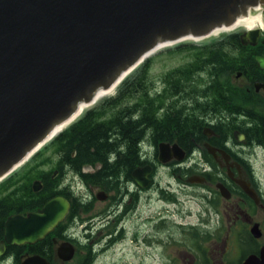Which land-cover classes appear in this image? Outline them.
<instances>
[{
	"label": "water",
	"instance_id": "95a60500",
	"mask_svg": "<svg viewBox=\"0 0 264 264\" xmlns=\"http://www.w3.org/2000/svg\"><path fill=\"white\" fill-rule=\"evenodd\" d=\"M259 5L264 0H0V180L73 118L80 103L118 84L158 45L198 39L236 19L264 20ZM261 32L245 29L242 43L254 44ZM256 62L264 68V55ZM165 146L160 143L161 152ZM149 169L132 171L140 187L148 185ZM239 184L255 198L249 183ZM42 187L40 179L33 181L34 191ZM217 188L230 197L222 184ZM69 207L67 198L56 195L37 211L10 214L0 249L4 242L43 238ZM250 232L261 236L258 223ZM57 253L69 260L73 245L63 242ZM240 264H264V246Z\"/></svg>",
	"mask_w": 264,
	"mask_h": 264
},
{
	"label": "flooded vegetation",
	"instance_id": "af4514ba",
	"mask_svg": "<svg viewBox=\"0 0 264 264\" xmlns=\"http://www.w3.org/2000/svg\"><path fill=\"white\" fill-rule=\"evenodd\" d=\"M242 31L181 42L178 46L184 50L190 46L192 51L203 47L202 57L209 62L213 61L212 57H205V54L212 46L214 49L223 48L229 55L238 53V56L243 51L252 57L251 64L214 68L208 62V65L195 67L191 62L198 54L193 55L191 52L190 56L187 55L183 65H189V77L181 81L178 90V103L184 115L183 121L187 123L186 129L162 130L159 133L154 129L148 130L142 140L146 145L142 163L120 175L122 178L100 170V183L88 185L98 189L96 197L102 203L99 211L79 210L70 215V203L69 211L61 222L67 225L58 224L34 242H4V247L0 249V264H25L29 260H33L31 264L41 261L44 264H94L101 250L105 252L118 244L125 247L129 234L132 235V247L139 244L140 238L142 243L151 244L153 233L141 230L135 223L137 218L142 217L136 207L141 201L150 207L153 192L159 196L157 200L174 203L177 200L173 193L176 192L172 187L174 184L177 189L207 188L210 200L219 198L223 202V212L234 209L236 220L240 217L245 219V222L240 223H244V232L256 247L246 254H258L264 246V239L261 240L264 238V190L254 163L260 156L264 159V68L258 66L256 57L264 55V30L254 44L242 43ZM168 107L165 103L163 111L168 110ZM129 110L134 113L135 106L132 105ZM163 135L168 138L159 139ZM160 143H166L164 152H161ZM145 165L150 168L147 174L149 182L146 187H140L132 178V171ZM99 167L85 165L82 172L91 173ZM165 177L167 179L163 185ZM239 181L249 183L255 198L241 188ZM105 183H109V187ZM218 183L230 192L229 198L222 196L217 188ZM167 192L171 193L169 197ZM87 201L91 206L94 205V197ZM177 211L174 210L175 213ZM152 216V211L147 210L143 217L150 220H144V224H151ZM79 222L85 224L82 238L86 242H82L80 233H77ZM160 222L164 221L161 219ZM255 223L261 230L258 238L250 232ZM182 227V223L177 225V231ZM3 239L2 234L0 241ZM66 241L73 245L74 253L71 259L62 260L57 250ZM151 257L149 251L147 258ZM145 258L142 255L141 259ZM241 259L237 264L241 263ZM142 260L139 264H143ZM172 262L178 264L177 260Z\"/></svg>",
	"mask_w": 264,
	"mask_h": 264
},
{
	"label": "trees",
	"instance_id": "16d2710c",
	"mask_svg": "<svg viewBox=\"0 0 264 264\" xmlns=\"http://www.w3.org/2000/svg\"><path fill=\"white\" fill-rule=\"evenodd\" d=\"M180 49V46H176L171 50ZM187 50L193 55L198 54L191 62L195 67L208 64L214 68L230 64H251L252 59L243 51L238 56V53L229 55L223 48L214 49L210 46V51L205 54V57H212L213 61L209 62L202 57L203 47L192 51L190 46ZM150 60L146 58L141 62L122 79L112 95L84 110L74 122L0 181V238L4 222L10 214L37 211L56 195H62L70 201V215L79 210H90L91 205L84 194L76 191L75 181L65 183L61 180L64 173L69 171L81 182L97 185L100 183V170L112 172L115 177H119L143 162L142 156L146 148L142 147L141 141L148 130L154 129L159 133L162 130L186 129L187 123L183 121L184 115L178 103V90L181 81L189 77V65L169 69L156 80L150 73ZM165 103L169 107L164 112L162 107ZM132 105L135 106L134 113L129 110ZM166 135L159 139H167ZM85 165L100 167L94 172L84 173L82 167ZM56 169L58 175L53 177ZM36 179L43 183L40 191L32 189V183ZM105 184L109 187V183ZM216 204L214 201V205ZM196 237L198 233L195 234ZM237 237L239 242L248 245L247 248L243 247L242 255L255 250L254 242L249 241L243 229ZM199 259H202L201 264H208L207 258L202 254Z\"/></svg>",
	"mask_w": 264,
	"mask_h": 264
},
{
	"label": "rangeland",
	"instance_id": "374dc122",
	"mask_svg": "<svg viewBox=\"0 0 264 264\" xmlns=\"http://www.w3.org/2000/svg\"><path fill=\"white\" fill-rule=\"evenodd\" d=\"M239 30L242 31L244 28H238L234 31ZM210 38L212 36L207 37V39ZM171 46L173 45L164 46L147 57L151 59L150 73L156 80H159L160 75L165 71L183 65L186 56L191 55L188 50L184 49L172 51L173 48H169ZM114 92L115 90L106 96H110ZM106 96H103L94 104L99 103ZM94 104L89 105L87 108ZM254 165L262 179L261 185L264 190V159L260 156L255 160ZM57 175L58 172L55 176ZM166 179L165 177L162 184L166 182ZM61 180L65 183L71 180L75 181L76 191L84 194L86 200L94 197V205L91 206L90 210L97 212L101 209L102 203L96 197L98 189L95 186L89 187L69 171L61 176ZM172 187L176 190V192H173L174 197H177L174 203L157 200L159 196L153 192L150 207L142 201L136 207L142 213V217L137 218L135 223L141 230L144 229L147 233H150V231L153 233L151 244L142 243L140 238L139 244L132 247V235L129 234L128 240L125 241V243L127 242L125 247L118 244L105 252L101 250L98 252L94 264H139L142 255L146 257L145 260H142L143 264H172L173 260H177L178 264H201L200 254L207 258L208 264H235L242 253V249L248 247L239 242L237 237L242 229L245 230L244 223H240L241 221L245 222V219L240 217L236 220L234 209H227L223 212V202L219 198L210 200L207 188L184 187V189H177L175 184ZM166 195L169 197L171 193L167 192ZM214 201H216V205H214ZM149 209L152 211V221L151 224L150 222L144 224V220H150V218L143 217V214ZM174 210H178L177 213ZM161 219L164 222H160ZM180 223L183 227L177 231V225H180ZM84 225V223L79 222L76 227L77 233H80V238L83 235ZM197 233L198 237L195 238ZM177 239L179 241H176ZM263 239L262 237L261 240ZM81 241L86 242L87 240L82 238ZM149 251L152 254L150 259L147 258ZM246 255V253L242 255V258Z\"/></svg>",
	"mask_w": 264,
	"mask_h": 264
},
{
	"label": "bare ground",
	"instance_id": "6f19581e",
	"mask_svg": "<svg viewBox=\"0 0 264 264\" xmlns=\"http://www.w3.org/2000/svg\"><path fill=\"white\" fill-rule=\"evenodd\" d=\"M260 28V29H264V20H245V19H236V21L234 23H232L229 26H221L219 28H215L213 29L207 36L198 38V39H194V40H203L206 39L207 37L210 36H216L218 34H221L223 32H231L234 30H237L238 28H245V29H252V28ZM166 43H163L161 45H158V47H156L155 50L151 51L146 57H148L149 55H151L152 53L156 52L158 49L168 45V43L165 45ZM117 86V84L113 85L112 87H110V89H97L95 92V96H94V101H92L89 104H84V103H80L78 106V111L75 113L73 118H70L68 121L64 122L61 125H58L56 127L55 132L50 135L45 142H47L48 140H50L55 134H57L60 130L64 129L69 123H71L72 121H74L81 113L82 111L88 107L89 105L95 103L96 101H98L100 98H102L103 96H106L107 94L111 93L115 87ZM45 142H43L42 144H40L39 146H37L36 149H34L30 155H32V153H34L35 151H37Z\"/></svg>",
	"mask_w": 264,
	"mask_h": 264
}]
</instances>
